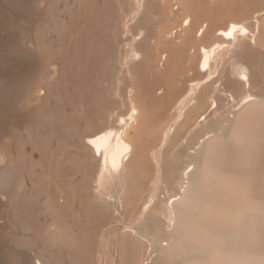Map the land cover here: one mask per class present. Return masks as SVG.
Masks as SVG:
<instances>
[{"label":"rangeland","instance_id":"374dc122","mask_svg":"<svg viewBox=\"0 0 264 264\" xmlns=\"http://www.w3.org/2000/svg\"><path fill=\"white\" fill-rule=\"evenodd\" d=\"M135 1L0 0V264H142L147 247L127 235L129 227L170 242L160 210L192 163L202 177L218 169L233 183L220 188L198 173L191 177L207 204L187 221L191 232L208 229L226 237L234 222L235 239L238 221L252 216L249 209L264 208V105L232 108L221 94L218 113L209 109L190 147L182 141L188 135L183 120L148 112L152 100L165 101L167 85L156 81L166 74L177 87L183 73L203 82L201 48L221 44L218 29L232 21L251 33L216 47L211 74H222L214 95L221 83L229 93L245 94L246 71L247 90L264 101V0H172L171 13L162 0H138L145 6L135 12ZM188 17L194 47L174 67L169 52L157 55L164 46L156 42L173 27L178 35L168 42L180 41ZM203 26L210 33L199 37ZM139 32L146 33L140 44ZM193 62L196 69L188 73ZM133 105L145 114L134 123ZM160 116L159 122H169L168 143L151 149L147 133ZM104 126L115 138L124 133L122 142L134 149L119 164L107 159L112 147L99 154L86 144ZM200 137L207 140L193 154ZM149 195L155 204L145 212L141 206ZM258 234V248L244 250L264 255V229ZM180 239L195 250L193 241ZM184 262L170 263L158 253L153 258V264Z\"/></svg>","mask_w":264,"mask_h":264},{"label":"bare ground","instance_id":"6f19581e","mask_svg":"<svg viewBox=\"0 0 264 264\" xmlns=\"http://www.w3.org/2000/svg\"><path fill=\"white\" fill-rule=\"evenodd\" d=\"M162 1L164 3V6L166 5L168 12L171 13L170 6H171L172 0H162ZM146 2H147V0H145V3ZM141 5L143 7L145 6L143 4H141ZM142 6H140L139 1L136 0L135 1V7H137V9L134 8L135 12H139L138 10H140L139 8ZM141 10H142V8H141ZM182 21L184 23V26L187 28L185 29V31L183 30L184 35L179 37L180 41L175 40L172 42L171 41L168 42V40H170V36L172 37L174 34L178 33V31H176L174 33V31L178 27H173V28H169V29H166V30L160 32V35H159L157 42H156V45L164 46L162 48V50H161V47L158 48L159 50L156 52V53H158L157 55H162V53L169 52L171 55V57H170L171 62L173 61V66L176 63L181 62L184 59V57H186L187 54L191 51V49L194 47L193 44L195 41V37H194L195 28L193 27L194 25L192 23V20L188 17ZM137 22H139V21H137ZM132 26H133V24H132ZM135 26L137 27L138 24L137 25L135 24ZM133 29L135 30V28H133ZM137 29H139V28L137 27L135 32H137ZM207 32H206V27L203 26V28H200L198 31L199 37H204L210 33V31H208V29H207ZM205 33H207V34L205 35ZM250 33L251 32L249 31L248 28H246L245 26L244 27L240 26L239 24H237L234 21L226 23L218 29V37L219 38H216V39H219L217 41H222V42H221V44L220 43L216 44V45H218L216 47L221 48L225 45V43H228V42H230L232 44L233 41L237 40L238 36L247 37ZM139 34H141V33L139 32ZM141 35H142V38L138 44H140L142 41H144V39L146 40V37L143 34H141ZM176 39H177V37H176ZM131 40H132V38L130 39V41ZM138 46H137V48H138ZM209 47H210V45H209ZM216 47H215V45H212L211 48H209V49H207V47L201 48L202 53H203L202 54L203 60H201L202 62H201V66H200L201 67L200 71H201V73H203V75H202L204 78L203 82H199V80H198V82H195V80L193 78H191L190 76L188 77L186 75V73H183L184 83L180 87L176 86L177 80L174 78V76H168L167 74L165 75L164 78H159V80L156 81L157 86L158 85L160 86L164 82L167 85L166 92L164 93L165 94V96H164L165 101L163 104H160L159 100H156V99L154 101L152 100V104H151L148 112L149 113L151 112L150 116H154V114L158 113L161 116L164 115V117L166 116V114L170 115L172 113L170 115V117L172 119H170V120H174L175 118L179 121L183 120V123L185 125L184 129H186V133H188V135H187V138H182L183 140L182 139L181 140L183 141L184 145H186V146L189 145V147H190L191 142L194 141V136L196 137V134H199L198 132H201L200 131L201 128L203 126L205 127V124L207 123L208 118H209V116H208L209 109H211V112L214 114L218 113V109L220 107L218 99H221V96H220L221 94L226 95V97H228L229 100L232 101V103H233L232 104L233 106L231 105L232 108H236L237 106H239L240 103L242 104L243 107L244 106L245 107L251 106V105L252 106L255 105V106L260 107L261 105H264V101H259L260 99L257 97L258 95L255 96L254 94H250L251 92H249L247 90V89L251 88L252 86H250V81H251L250 76L248 77L247 73H245L246 71L242 73L243 76H246V79L243 78V81H241L242 84H245V85L247 84L246 85L247 89L245 90V88H243L245 90V94L242 93V95L238 96L237 93H235V92L229 93L227 88L223 85V83H221L220 87L217 85L219 87L217 89L218 93L214 95V90H213L214 85H216L217 82H219L220 77H221L220 75L222 74L221 73L219 75L220 77L219 76L213 77L211 74L212 73V67H213L212 57L214 58V55H215L216 49H217ZM217 50H219V49H217ZM160 52H162V53L160 54ZM216 55L219 56L218 53ZM195 56L196 55L194 54V57ZM157 57H161V56H157ZM195 61H197V59H195ZM168 64H170V63H168ZM176 66H178V65L176 64ZM176 66H174V67H176ZM196 66H197L196 63L192 64L189 67V69H187V72L189 73V71L195 70ZM172 72H174V71H172ZM179 78H180V76H179ZM203 78H200V79H203ZM180 79H182V78H180ZM237 81H239V80H237ZM224 84H226V81ZM166 85H165V87H166ZM228 85L229 84H227V87L230 86V85L229 86ZM249 108H251V107H249ZM132 110H133V113L130 114V118H129L130 121H132V123H134L138 119H140L141 116H143V115L145 116L144 112H142L143 113V115H142L141 112H139L138 109H136V107L134 105H133ZM142 110L143 109H141L140 111H142ZM247 110H250V109L247 108ZM143 111H145V109ZM258 112H259V110H257L255 113L257 114ZM227 113L230 114L229 112H227ZM147 115L149 116V114H147ZM161 116L158 118V121L156 123H154L155 121L152 123L153 127L151 126L149 133H147V135H148L147 138L149 141V143H148L149 147H150V141H152V143H153V145L151 144V149H156V148L161 147V146L163 147L164 145L166 146V144L168 143L169 133H170L171 129L170 130L167 129V127H169L168 121L164 120V122H166V123L159 122L160 118L161 119L164 118ZM122 119L125 120L124 122H126V119H124V118H122ZM167 119H169V118H167ZM234 119H235V117H234ZM129 127H131V126H129ZM106 129H108V130H106ZM110 129H112V128H110ZM110 129H109V126H108V128H106V126L99 128L92 135L87 137L86 144L88 146H90L91 148H93V150L99 154H103L106 149L109 150V148L112 147L113 150L111 153H108L110 151H107V154L108 155L110 154V156L107 159L110 158V160L113 163L116 162L119 164V162L124 160L123 158L125 156H127L129 158V155L130 154L132 155V151L134 149H132V146H131L132 144H126V143L122 142L124 140V138L122 139V136L124 133L121 132L120 134H118L117 138H115V135L112 133V131H110ZM114 131H115V129H114ZM240 133H241V131H240ZM204 136H206V135H204ZM206 137H200L198 139V142L196 141V144L192 149L197 151L201 147H203V144L206 142V140L210 139V136L207 137V139H205ZM124 141H126V139ZM194 143L195 142H193V144ZM148 144H147V146H148ZM183 144H182V146H183ZM192 149H190V150H192ZM149 151H150V149H149ZM193 151H191V152H193ZM198 152L199 151H197V152L194 151L193 154L198 153ZM157 159H158V157H157ZM194 164L195 163H192V164H189L187 166V168L183 174V180H182V182H180V186L178 189L179 192L176 193L178 191L177 190L175 192V194H168V197H166V200H164L165 202H163L162 209L160 210L162 215L161 214L160 215L164 219V222H165L164 225L167 224L166 225V229H168L167 232L170 231L169 234L171 232L172 233L175 232L174 235H176V237H177V233L181 234L183 237L185 236V238L187 239V241L185 239V241H186L185 244L187 242L191 243V241H193L195 243V245L194 244L193 245H194V247H196L195 250H191L190 247L189 248L186 247L187 245L185 246L187 248V250H185L186 248L184 246H182V244H181L182 242L180 241L181 240L180 238L182 236H180L179 234H178L177 239L179 238L180 240L178 239V242H176L177 240L175 239V236L171 233L170 235H172L173 237L169 236V237H171L170 242L168 240L169 238H167L168 242L166 243V240L161 238V236L156 237V235L154 234L155 237H153V235H152V238H151L150 235L143 233V231H140L139 228H137V227L134 228L131 226V227H129V233L127 232V235H129L130 238H132L133 240L139 241V242H141L140 244H143L144 246L146 245V247H147L146 248L147 249L146 258L143 260L142 264H153V258L156 256L157 253L159 254V256L160 255L166 256L168 258V260L170 261V263H172L175 259H182V260L184 259L185 262L183 264H264V255L258 253L259 249L252 250V249H255V247L258 248L257 246L260 243V237H259L258 232L264 229V208L259 207L258 209L254 208L252 210V208L249 207L250 208L249 210L251 212L253 211L252 216H251V218H249V216H248V218L245 219V221L243 218H241V220L238 221L237 228L235 229L238 233H236L235 239H234V222H231V223H233L231 226L233 229L229 230L230 232L226 237L217 236V234L215 232L210 231L208 229H206L205 231H202V230L197 231V230L193 229L192 232L190 231V229L188 230V227H186L187 221L189 219L192 220L193 218L198 216V214L204 209L203 207L207 205L205 203V201H203L204 199L202 200V198L204 196L203 197L200 196V192H199L200 189L198 188V185H197L198 182L196 183V180H194L196 183V185H195L193 179L191 178L194 174L196 177H198V176L202 177L201 176L202 170H200L201 173L199 174V172H200V171H198L199 168H197L198 167V166H196L197 164H195V165ZM208 171L209 172L206 171L205 176L202 177V179H203L202 181L209 180L211 183L214 184L213 187L219 186L220 188L222 186H226L230 183V180H228V179L225 180L222 177V172L218 171V169H215V170L211 169L210 170V168H209ZM197 173L199 174L198 176L196 175ZM262 174L263 173L261 172V175ZM159 176H160V174H159ZM262 177H263V175H262ZM231 183H233V182H231ZM209 185H211V184H209ZM208 186H207V188H208ZM203 190H205V188ZM202 192H205V191H202ZM263 194H264V192H263ZM263 194H261V196ZM147 197H146V199H148ZM263 197H264V195H263ZM146 199H142V203H143V200H146ZM137 200H139V199H137ZM154 200L155 199L152 197L150 198V195H149V199L146 200L142 204V206L140 205L141 208H143V211L146 212V211L152 209L154 207L153 204H155ZM233 201H234V199H233ZM210 202H212V201H210ZM229 204H230V202H229ZM138 213H140V212H138ZM164 231L166 232V230H164ZM179 242H180V244H179ZM247 245H254V247L251 250H244V247ZM234 247H238V251L234 252ZM14 258H16V257H14Z\"/></svg>","mask_w":264,"mask_h":264},{"label":"snow or ice","instance_id":"6c2138e0","mask_svg":"<svg viewBox=\"0 0 264 264\" xmlns=\"http://www.w3.org/2000/svg\"><path fill=\"white\" fill-rule=\"evenodd\" d=\"M242 78L246 79V76H243V75H242Z\"/></svg>","mask_w":264,"mask_h":264}]
</instances>
